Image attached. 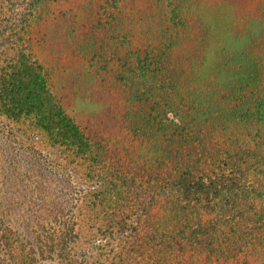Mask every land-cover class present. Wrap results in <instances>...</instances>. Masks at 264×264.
Listing matches in <instances>:
<instances>
[{
    "label": "trees",
    "instance_id": "obj_1",
    "mask_svg": "<svg viewBox=\"0 0 264 264\" xmlns=\"http://www.w3.org/2000/svg\"><path fill=\"white\" fill-rule=\"evenodd\" d=\"M162 3L157 47L120 39L125 97L104 114L117 136L57 97L30 51L0 54V264H264V31L181 67L175 52L201 16ZM38 132L80 159V197L69 182L49 189L68 171L24 155Z\"/></svg>",
    "mask_w": 264,
    "mask_h": 264
},
{
    "label": "rangeland",
    "instance_id": "obj_2",
    "mask_svg": "<svg viewBox=\"0 0 264 264\" xmlns=\"http://www.w3.org/2000/svg\"><path fill=\"white\" fill-rule=\"evenodd\" d=\"M162 1L0 0V54L10 58L17 49L30 51L45 73L48 72L49 83L57 97L76 107L78 112H93L94 115L87 117L94 126L91 128L98 132L108 128L104 135L108 137L106 133L109 132L110 136H117L121 131L115 126L118 122L107 119L104 114L108 105L118 104L125 97L115 78L117 69L123 71L121 63L125 54L121 40L125 37L130 49L140 53L157 47L155 31L164 25L165 19L161 20L160 14L167 10L161 5ZM171 1L174 9H181L182 4L189 5V12H196L202 20L197 31L191 32L195 35L191 42V34L186 29L182 37L184 44L175 52V61L179 58V65L184 59L197 61L199 50H205V47L209 56L214 55L220 47L239 41L247 30L264 31V0ZM185 14L186 17L192 15ZM195 21V18L192 21L189 18L188 23L195 27ZM186 35L189 36L184 38ZM257 44L264 48V39L260 38ZM261 57L264 59V51ZM118 110L121 113L124 107ZM26 145L25 156L42 155L55 174L68 171L63 178L54 179L49 188L52 191L69 182L72 196L76 198L80 197L79 189L91 184L80 166V159L70 164L74 152L56 146L43 133L32 135ZM33 171L37 173V170ZM89 202L94 203L92 196L78 204L86 215L90 212L83 206ZM78 221V232L89 241L88 226L83 220ZM88 241L82 239L84 244L79 251Z\"/></svg>",
    "mask_w": 264,
    "mask_h": 264
}]
</instances>
